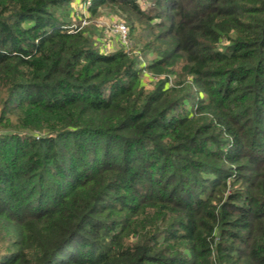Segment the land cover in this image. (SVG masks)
<instances>
[{
	"label": "trees",
	"instance_id": "trees-1",
	"mask_svg": "<svg viewBox=\"0 0 264 264\" xmlns=\"http://www.w3.org/2000/svg\"><path fill=\"white\" fill-rule=\"evenodd\" d=\"M73 1L0 0V264H264V0Z\"/></svg>",
	"mask_w": 264,
	"mask_h": 264
},
{
	"label": "rangeland",
	"instance_id": "rangeland-1",
	"mask_svg": "<svg viewBox=\"0 0 264 264\" xmlns=\"http://www.w3.org/2000/svg\"><path fill=\"white\" fill-rule=\"evenodd\" d=\"M91 2H93V0ZM148 2L149 0H141L143 6H147ZM83 3L84 0H74L71 5V16L74 24L81 25L79 20L82 22L84 15L83 11H86V14L88 15V23L85 26L91 30L94 38L100 42L101 49H107L108 53L120 49L121 47L124 49H130L131 45L134 44V40L130 39V29L124 19H121L116 13L109 10L108 8H101L97 17H94L89 13L88 8H85L88 5ZM120 23H123L128 27L129 45L127 47L121 45L120 35L116 29V26L114 27L115 24L117 25ZM111 25L112 27H110ZM146 60V57H141L142 62H146ZM143 80L146 84H150L151 82L150 76L147 73H144Z\"/></svg>",
	"mask_w": 264,
	"mask_h": 264
},
{
	"label": "built area",
	"instance_id": "built-area-1",
	"mask_svg": "<svg viewBox=\"0 0 264 264\" xmlns=\"http://www.w3.org/2000/svg\"><path fill=\"white\" fill-rule=\"evenodd\" d=\"M91 1L92 0H86V1L84 0L83 4H87L88 5L85 8H89L92 5ZM83 13H84L85 17L83 15L81 25L78 26L77 24H73V25L68 26L66 28H68L70 30H75V29L76 30H80L81 28H83V26H85L88 23V21H87L88 15L86 14V11H83ZM115 26H116V29H117L119 35H120L121 45L127 47L129 45V31H128V27L125 24H123V23H120V24H117V25L115 24L114 27ZM110 27H112V25ZM101 50L104 51V52H108V50L105 49V48H103Z\"/></svg>",
	"mask_w": 264,
	"mask_h": 264
}]
</instances>
